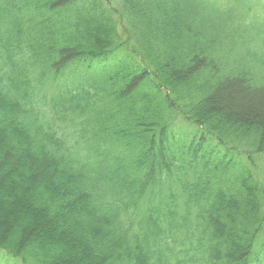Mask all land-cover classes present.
Segmentation results:
<instances>
[{
	"label": "trees",
	"instance_id": "1",
	"mask_svg": "<svg viewBox=\"0 0 264 264\" xmlns=\"http://www.w3.org/2000/svg\"><path fill=\"white\" fill-rule=\"evenodd\" d=\"M5 260L264 264V0H0Z\"/></svg>",
	"mask_w": 264,
	"mask_h": 264
},
{
	"label": "rangeland",
	"instance_id": "2",
	"mask_svg": "<svg viewBox=\"0 0 264 264\" xmlns=\"http://www.w3.org/2000/svg\"><path fill=\"white\" fill-rule=\"evenodd\" d=\"M262 50H263V49H262ZM262 50H261V51H262ZM261 51H260V53H261ZM0 264H4V263L0 262Z\"/></svg>",
	"mask_w": 264,
	"mask_h": 264
}]
</instances>
